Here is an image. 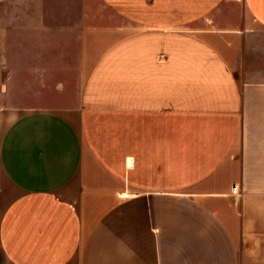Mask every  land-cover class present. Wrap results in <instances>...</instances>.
Wrapping results in <instances>:
<instances>
[{
  "label": "crops",
  "instance_id": "0c3cea01",
  "mask_svg": "<svg viewBox=\"0 0 264 264\" xmlns=\"http://www.w3.org/2000/svg\"><path fill=\"white\" fill-rule=\"evenodd\" d=\"M68 1L0 61V264H264V0Z\"/></svg>",
  "mask_w": 264,
  "mask_h": 264
},
{
  "label": "rangeland",
  "instance_id": "374dc122",
  "mask_svg": "<svg viewBox=\"0 0 264 264\" xmlns=\"http://www.w3.org/2000/svg\"><path fill=\"white\" fill-rule=\"evenodd\" d=\"M72 5L68 0H0V61L10 54L13 43L27 40V26L39 20L41 11Z\"/></svg>",
  "mask_w": 264,
  "mask_h": 264
},
{
  "label": "built area",
  "instance_id": "2783aa9c",
  "mask_svg": "<svg viewBox=\"0 0 264 264\" xmlns=\"http://www.w3.org/2000/svg\"><path fill=\"white\" fill-rule=\"evenodd\" d=\"M232 193H234V194H239V193H238V187H237V186H233V187H232Z\"/></svg>",
  "mask_w": 264,
  "mask_h": 264
}]
</instances>
